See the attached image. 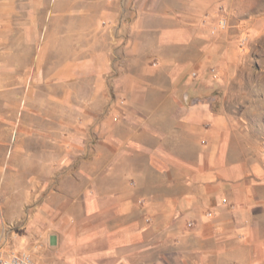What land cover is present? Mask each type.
Here are the masks:
<instances>
[{"label": "crops", "instance_id": "1", "mask_svg": "<svg viewBox=\"0 0 264 264\" xmlns=\"http://www.w3.org/2000/svg\"><path fill=\"white\" fill-rule=\"evenodd\" d=\"M25 1L40 19L28 96L69 131L70 153L43 160L84 163L39 208L61 213L44 221L55 258L264 264V146L215 104L208 67L229 52L205 21L214 0Z\"/></svg>", "mask_w": 264, "mask_h": 264}, {"label": "rangeland", "instance_id": "2", "mask_svg": "<svg viewBox=\"0 0 264 264\" xmlns=\"http://www.w3.org/2000/svg\"><path fill=\"white\" fill-rule=\"evenodd\" d=\"M213 5L204 20L211 22L212 33L217 20L225 19V28L212 35L229 52L224 70L214 63L208 67L209 75L221 79L215 104L264 146V0H214ZM28 7L25 0H0V252L25 251L38 264H62L54 256L53 242L43 235L44 221L56 223L61 213L39 208L45 199L55 200L57 181H70L84 163L43 160V155L61 150L70 153L69 131L56 130L54 120L39 116L38 98L28 96L31 84L40 91L26 73L40 21L24 16ZM78 133L86 136L87 131ZM58 137L62 142H56ZM40 183L47 188L40 190ZM34 215L37 221L30 224Z\"/></svg>", "mask_w": 264, "mask_h": 264}, {"label": "built area", "instance_id": "3", "mask_svg": "<svg viewBox=\"0 0 264 264\" xmlns=\"http://www.w3.org/2000/svg\"><path fill=\"white\" fill-rule=\"evenodd\" d=\"M226 22L224 18H220L212 27V33H215L221 29H224ZM214 71V68L211 69ZM192 76H196V72L192 73ZM0 264H38L35 259L25 251H10L0 252Z\"/></svg>", "mask_w": 264, "mask_h": 264}]
</instances>
